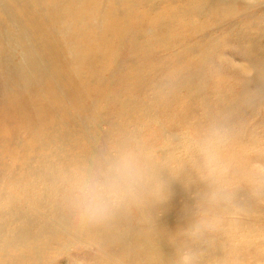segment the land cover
<instances>
[{
    "label": "bare ground",
    "instance_id": "obj_1",
    "mask_svg": "<svg viewBox=\"0 0 264 264\" xmlns=\"http://www.w3.org/2000/svg\"><path fill=\"white\" fill-rule=\"evenodd\" d=\"M174 1H176V0H174ZM177 1H179V0H177ZM127 2H129V1L128 0H0V51H2V53H3L2 54L3 59H1L2 63H3V67L1 68V72L3 74H5V76H7V78L15 80V82L17 83L16 85H18L17 86V92L19 93V95L26 94V98H27V100L29 102H31V105H32V102H33V104H36V103H34V101H36V100H38V105H39V101H42V102H40L41 105L44 103L43 99H42L43 97H45V96H43L44 95L43 92L45 93L47 91L45 89H43V87H46V86H43V84H44L43 82H45L43 80L45 78L47 79V78H50V76H52V75H50L51 71L53 73H55V75L56 74H60V75L64 76V78L66 77L67 74L76 75V79L75 80H66V82L69 81L70 85H74V86L79 88L81 93L78 96H81L80 100L82 102L86 101L85 103L87 104V102H88L87 98L88 97H86L87 95L85 93H87V92H85V90L88 91V89H89L88 86H87L88 82H89L90 86H91V81L97 83L98 78H99L98 77V68H101L102 72H106V71L108 72L110 70H116L117 67L119 68V65H118V64H120L119 59H121L120 56L123 53L124 46H125L124 45V37H125L124 36V4H127ZM194 2H193V4L195 5ZM234 2H236V1H234ZM242 2H246L248 5H251L254 1L253 0H244ZM148 3H150V2H148ZM197 3H199V1ZM162 4H164V3L162 2ZM182 4H183V2H182ZM189 4H191V3H189ZM201 4H202V2H201ZM216 4H218V3H216ZM260 4H261V2H260ZM199 5H198V7H199ZM256 5L259 6L258 4H256ZM192 7H194V6L192 5ZM201 8L199 7L198 9L200 10ZM221 8L223 9L222 6H221ZM157 9H158V7H157ZM151 10H153V9L151 8ZM183 10H185V9H183ZM189 10L192 11L191 9H189ZM235 10H238L237 7H236ZM185 11H186L185 14H187L188 11L187 10H185ZM253 11H255V10H253ZM145 12H147V11H145ZM169 13H170V15L172 14L168 10V14ZM190 13H193V12H190ZM261 14H262L261 16L263 17V13L262 12H261ZM189 15H191V14H189ZM155 16H157V15H155ZM232 16H233V14H232ZM246 16H247V14H246ZM251 16L252 15H250V18H251ZM173 17L174 16L172 15L171 18L169 17L170 18L169 21L166 19V21H164V22H170L171 23V19H173ZM253 17H255V16H253ZM259 17L257 19H260ZM180 18H181V16H180ZM228 18H230V17H228ZM239 19H237V20H239ZM216 20L215 21L213 20V21L216 23L217 22ZM261 20H263V19H261ZM172 21H174V20H172ZM207 21H208V19H207ZM160 22H158V23L160 24ZM222 22H223V20H222ZM239 22H237V23H239ZM175 24H176V22H175ZM157 25H155V26L157 27ZM166 25L169 26V23L166 24ZM195 26H197V25H195ZM217 26H218V24H217ZM249 26H251V25H249ZM132 27H130V28H132ZM138 27H136V29H138ZM163 27H165V26H163ZM230 28H231V26H230ZM207 29H209V28H207ZM216 29H218V28H216ZM225 29L226 28H224V32H225ZM119 30H121V32H119ZM134 30H135V28H134ZM152 30H153V27H152ZM152 30H151V32H152ZM209 30L212 31L211 29H209ZM163 31L166 32V30H163ZM167 31L169 32L170 30H167ZM200 31H202V30H200ZM231 31H232V28H231ZM231 31H229V29H228V31H226V32L229 33ZM236 32H237V30H236ZM247 32H246V34H247ZM148 33H150V32H148ZM153 34H154V32H153ZM216 34H219V33H216ZM131 35H132V33H131ZM157 35H158V33H157ZM172 35H174V34L172 33ZM205 35L207 36V34H205ZM223 35H225V37H226V34L223 33ZM244 35H245V33H244ZM167 36H168V34H167ZM237 36H239V35H237ZM241 36H242V34L239 37H241ZM129 37H131V36L129 35ZM203 37H205V36H203ZM236 37H234V38H236ZM159 38H161V37H159ZM164 38H167V37L165 36ZM193 38H195V37H193ZM229 38H231V37H229ZM248 38H249L248 40H251L250 37H248ZM157 39H156V41H157ZM255 39H257V38L255 37ZM147 40H149V39H147ZM173 40H174V38H173ZM213 40L217 41L216 38L213 39ZM225 40L228 42V40H230V39H228V40L225 39ZM252 41H253V39H252ZM252 41H251V43H253ZM162 42H164V41H162ZM190 42H191V40H190ZM229 43H230V41H229ZM260 43H261V41H260ZM149 44H150V42H149ZM194 44H195V42H194ZM233 45H235V44H233ZM248 45H251V44H248ZM211 46H212V42H211ZM244 46H246V45L244 44ZM217 47H219V46L217 45ZM255 47H253V48H255ZM196 48H197V46H196ZM159 49H160V47H159ZM257 49L258 48H256V51H257ZM17 50L20 51L19 54H18L19 61L16 59L17 62H14L13 61V55L16 53ZM139 50H140V48H139ZM140 51H142V50H140ZM189 51H190V54H191V50H189ZM253 51H254V49H253ZM256 51H255V53H256ZM157 52L158 51H156V53ZM193 52H194V50H193ZM177 53H178V51H177ZM258 53L260 54V52H257V54ZM190 54H189V56H190ZM148 55H149V53H148ZM258 55H256V56H258ZM221 56L223 58L222 54H221ZM249 56H250V54H249ZM252 56H255V54L252 55ZM252 56H250V57H252ZM245 57H247V56H245ZM16 58H17V56H16ZM147 58H148V56H147ZM147 58H145V59L146 60L150 59V58L149 59H147ZM161 58H162V56H161ZM208 58H209V56H208ZM143 59H144V56H143ZM145 59H144V61H145ZM155 61H157V59H155ZM178 61H180V60H178ZM207 62H208V60H207ZM147 63H149V62H147ZM257 63L259 64V62H257ZM186 64L188 66L190 63L189 64L186 63ZM243 64H245V63H243ZM262 64H263V62H262ZM159 65H163V64L161 63ZM121 66H123V65H121ZM143 66H142V68H143ZM154 66L155 65H153V67ZM241 66H243V65L241 64ZM159 67L161 68V66H159ZM234 67H235V65H234ZM248 67H249V65H248ZM251 67H250L249 70H251ZM136 68L137 67H135V69ZM144 69H146V68L144 67ZM189 69L191 70L192 68H189ZM150 70H152V69H150ZM158 70H156V73H159ZM190 70H188L187 72H189ZM231 70H233V69H231ZM137 71H138V69H137ZM139 71H141V70H139ZM197 71L200 72V70H197ZM136 72H134V73L136 74ZM199 72H197V73L199 74ZM230 72H232V71H230ZM123 73H124V71H123ZM145 73H147V72H145ZM156 73L153 74V75L155 76ZM185 73H186V71H185ZM239 73L240 72H238V74ZM244 73H241V74H244ZM137 74H138V72H137ZM137 74H136V76H137ZM141 74H143V73H141ZM190 74H192V73H190ZM193 75L195 76V73ZM235 75H237V73H235ZM154 76H152V78ZM199 76H198V78H199ZM238 76H240V75H238ZM56 77H57V80H58L59 77L58 76H56ZM200 77L202 78V76H200ZM64 78H62V79H64ZM138 78H139V76H138ZM140 78H142V77H140ZM147 78H149V77H147ZM186 78H188V77H186ZM59 80H61V79H59ZM59 80H58V82H59ZM188 80H190V79H188ZM248 80L250 81L249 78H248ZM149 81H151V80L149 79ZM202 81H203V79H202ZM63 82H65V79H64ZM139 82H141V81H139ZM143 82H144V80H143ZM59 83H56V84L59 86ZM195 83H197V82H195ZM240 83H241V81H240ZM53 84H54V82H53ZM145 84H147V82ZM175 84H177V83H175ZM262 84H264V83L262 82ZM121 85L125 86V83L121 84ZM60 86H62V85H60ZM129 86H127V87L129 88ZM181 86H183V85H181ZM229 86H228V88H229ZM52 87H54V86H52ZM52 87L50 86V88H52ZM169 87H172V86L170 85ZM59 88L60 87H58V89ZM64 88H65V86L63 87V89ZM86 88H88V89H86ZM148 88H150V87H148ZM195 88H196V86H195ZM195 88L193 87L192 89L195 90ZM10 89H12V88H10ZM10 89H8V90H10ZM60 89L58 91L61 92L62 89L61 90ZM93 89H92V91H93ZM82 90H83V94H82ZM105 90H106V88H105ZM143 90H144V88H143ZM177 90H178V88H177ZM12 91L10 90V92H12ZM50 91L54 92V89L53 90H48V92H50ZM58 91H56V94L57 93L59 94ZM188 91L190 92V90H188ZM188 91H187V93H188ZM4 92H5V90H4ZM14 92H15V90H14ZM9 93H7V94H9ZM54 93H53V95H52V93H48V95L49 94L52 95L50 97L53 98L54 97ZM190 93H192V92H190ZM209 93L210 92H208V94ZM260 93H262V92H260ZM260 93H259V95H260ZM242 94L243 93H241V96H245L246 95V94L245 95H242ZM45 95H47V93ZM89 95H92V94H89ZM101 95H102V93H101ZM122 95H124V94H122ZM191 95H193V94H191ZM60 96H61V94H60ZM241 96H240V98H241ZM11 97L17 99L18 96L16 95L14 97V95H12ZM20 97L23 98V96H20ZM55 97L58 99V95L57 96L55 95ZM111 97H113V96H111ZM216 97H218V96H216ZM104 98H105V96H104ZM118 98H120V97H117V99ZM48 99H50L49 96H48ZM96 99H98V98H96ZM165 99H167V98H165ZM192 99L196 100V98H192ZM203 100H204V98H202L201 101L203 102ZM206 100H204V101H206ZM45 101H47V98L45 99ZM57 101H60V100L58 99ZM116 101H118V100H116ZM116 101H113V102H116ZM177 101H180V100H177ZM242 101H240V102H242ZM20 102H22V101H20ZM82 102L79 103V104H81V105L84 104ZM131 102L133 103V101H131ZM146 102H148V101H146ZM185 102H187V101H185ZM13 103H14V101H13ZM17 103H18V101H17ZM19 103H18V105H20ZM206 103H208V102H206ZM89 104H90V107H93L95 105V104L93 105V103H90V102H89ZM195 104H196V102H195ZM234 104L236 105V103H234ZM47 105H50V104L47 103ZM91 105H93V106H91ZM97 105L98 104H96V106ZM113 105H114V103H113ZM138 105H140V104H138ZM157 105H159V104H157ZM191 105H192V103H191ZM221 105L223 106L225 104H221ZM229 105H232V104H229ZM235 105H233V106H235ZM32 106H34V105H32ZM32 106H30L29 108H32ZM185 106H187V105H185ZM181 107H183V106H181ZM197 107H195V108H197ZM237 107H238V105H237ZM59 108H54V112L61 111V110H59ZM159 108L160 107H158V111H159ZM18 109L21 110L20 108H17L16 111ZM33 109H34V111H38L39 108L37 110H35V108H33ZM190 109H192V108H190ZM46 110H48V109H46ZM121 110H123V109H121ZM151 110H152V108H151ZM194 110L195 109H193V111ZM228 111H229V109H228ZM88 112H90V111H88ZM230 112H229V114H230ZM255 112H256V110H255ZM14 113H15V111H14ZM17 113H19V112H17ZM27 113H29V112H27ZM123 113H124V111H123ZM167 113H169V112L167 111ZM69 114H71V113H69ZM81 114H83V112ZM81 114H80V117L78 116L77 120L75 118V120L77 122L73 119L74 120V123H73L74 126H72L71 129H67L66 130L65 128H66L67 125H65V123H63V124L61 123V125L59 124L55 128H50V129L47 128L46 131H45L46 133L43 135L44 136L43 140L42 139L38 140V142L41 141L44 144H42L40 142L39 143L37 142L39 144L38 146L40 147L38 150H40V149L42 150V151L40 150V153L38 154V156H36L37 158L36 157H34V158L31 157V156H29V154H28V156H29V158H28L25 155V154H27L29 152L27 149L25 150V152L28 151L27 153L23 152L25 154L22 153L20 155L21 159H22V155H23V157L26 156L25 158L27 159L25 161L24 160L25 158H24L22 161H24L23 164L26 165V171H24V172L28 176V178H27L28 180H26V182H24L25 180L23 181V178L20 176L21 174H17L16 175L15 173L10 172L11 173L10 175H14L15 174V176L12 177V179L14 181V184L12 186L15 187L17 190H10V187L8 185L7 186H4L3 184L0 185V264H78L79 262H81L82 264H172V259L174 258L176 248L180 247L182 245V243H183V237L180 235V233H178V231L186 228L188 226V224L190 223V221H191V212H189V210L186 207L176 205L175 201L173 200L172 195H174L175 193H178L180 191L178 188H176L175 182L171 183V186H170L171 195H170L169 199L165 203L160 204V205L155 206V207H151V205H145V206H142L140 208L134 209L131 213L126 214L125 216L117 219L112 225L108 226L107 228L85 232V231L77 230V229L71 227L67 223V220L65 219V214H64L63 209H62L61 204H60L59 196L57 194L56 178L58 177L59 174H61L62 172L66 171L67 169L73 167L76 163H78L82 159H86L89 156H91L95 151H97L98 148L104 146V145H102V144H104L102 142L100 146H98L100 144L99 143V144H96L97 145L96 147H94V145L93 146L91 145L92 149H88V148H90L89 146H88V148H86V144H88L87 141H86L87 140V136L92 134L90 131H92V132H94V134H96L97 131L100 130V129H97L96 133H95V131H93V129L91 130L90 127H89V126L93 127V125H95L96 122L98 121L97 120L98 118L96 119V118H93L91 116L93 118V121H92L91 120L92 118L91 119L90 118L88 119L87 117L83 118L82 116L84 114L82 116H81ZM102 114H103V112H102ZM90 115H93V114L90 113ZM170 115H172V112L170 113ZM21 116H22V114L20 115V117ZM34 116L37 118L35 113H34ZM72 116L70 115L69 119H72L71 118ZM74 116H77L76 112H75ZM93 116H95V115H93ZM158 116H160V115H158ZM195 116H196V114H195ZM233 116H230V117H233ZM24 117H26V116H24ZM101 117H103V116H101ZM189 117H192V116L189 115ZM147 118H148V116H147ZM165 119H164V121H165ZM252 119L253 118H251V120ZM255 119H256V117H255ZM89 120H91V121H89ZM114 120H117V119L115 118ZM21 121H23V120H21ZM185 121L187 123L189 122L187 120H185ZM194 121L196 122L197 120H194ZM257 121L258 122L260 121V123H261L262 120H257ZM29 122H31V120ZM105 122H107V121H105ZM122 122H125V121H122ZM167 122H165V123H167ZM173 122H175V120ZM176 122H177V120H176ZM181 122H180V124H181ZM195 122L193 123L194 125H195ZM69 123L71 125V122H69ZM118 123H117V125H118ZM156 123H155V125H156ZM26 124L28 125L29 123L27 122ZM76 124H79V126L76 125ZM104 124L106 125V123H104ZM104 124H102V125H104ZM126 124H127V122H126ZM98 125H99V122H98ZM122 125H123V123L120 125V127L119 126L116 127V130H117V128H123V127H121ZM176 125H178V124H176ZM184 125L185 124H183V126ZM188 125L187 126L190 127L191 124L188 123ZM30 126L31 125L29 124V127ZM76 126H78V127H76ZM114 126H116V125H114ZM169 126H167V127L169 128ZM247 126H249V125H247ZM24 127H25V125H24ZM95 127H97V126H95ZM150 127H151V125H150ZM164 127H166V126H164ZM177 127H175V128H177ZM200 127H202V125ZM198 128H199V125H198ZM238 128H239V126H238ZM248 128H250V127H248ZM22 129H24V128H22ZM25 129H27V128L25 127ZM31 129H32V126L29 129L32 132ZM183 129H184V127H183ZM244 130H246V126H245ZM253 130H254V128H253ZM113 131L114 130H112V132ZM193 131L195 132L197 130H193ZM247 131H248V129H247ZM15 132H18V131H14V133ZM22 132L24 133V131H22ZM27 132H29V131H27ZM66 132H68V133H66ZM106 132L104 133L105 135H107ZM139 132H142V131H139ZM250 132H252V131H250ZM23 133L21 135H23ZM142 133H144V132H142ZM170 133H172V132L170 131ZM182 133H184V132H182ZM30 134L28 136H31ZM97 134L100 135V133H97ZM159 134H158V137L160 136ZM236 134H237V132H236ZM101 135H103V134H101ZM105 135H103V136H105ZM111 135H112V133H111ZM155 135H156V133H155ZM118 136H120V135L118 134ZM182 136H183V134H182ZM242 136H244V134H242ZM32 137L33 136H31V138L30 137H28V138L32 139ZM99 137H101V136H99ZM107 137H108V135H107ZM114 137H115V135H113V139H114ZM170 137L172 139V136H170ZM146 138H147V136H146ZM246 138H248V137H246ZM253 138H255V137H253ZM30 139H29V141H30ZM98 139L99 138H97V140ZM189 139L191 140V138H189ZM234 139L236 140V138H234ZM234 139H233V141H234ZM101 140H98V141H101ZM104 140L105 139L103 138V141ZM152 140L153 139H151L150 141H152ZM237 140H239V139H237ZM247 140H244V141H247ZM20 141H21V138H19V140L17 142L19 143ZM94 141H95V139H94ZM107 141L108 140H106L105 142H107ZM30 142H34V140H32ZM95 143H96V141H95ZM143 143H144V141H143ZM175 143L177 145V142H175ZM252 143H253V140H252ZM257 143L258 142L256 141V144ZM25 144L27 145V143H25ZM32 144H34V143H32ZM51 144L55 145V150H53V151L50 148ZM158 144L161 145V143H158ZM185 144L187 145V143H185ZM235 144H236V142H235ZM253 144H251V145H253V146L256 145L255 143H253ZM260 144H262V143H260ZM179 145H180V143H179ZM244 145H245V143H244ZM165 146H167V145H165ZM172 146H173V144H172ZM239 146H241V145H239ZM28 147H29V144L27 145V148ZM169 147H171V146H169ZM175 147H177V146H175ZM231 147H232V145H231ZM19 148H21V147H19ZM19 148H17V149H19ZM30 148H31V150H32V148L34 149V146L33 147H29V149ZM244 148H245V146H244ZM249 148H252V146L249 147ZM22 149H24V148L22 147ZM46 149H48V151ZM169 150H172V149H169ZM242 150H243V147H242ZM174 151H172V152L174 153ZM231 151H232V149H231ZM233 151H234V149H233ZM36 152H38V151H36ZM36 152H35V149H34V153L35 154H36ZM169 152L171 153V151H169ZM186 152L189 153V151H187V149H186ZM30 153H31V151H30ZM166 154L167 153L165 152V155ZM179 154H182V153H179ZM231 154L232 153H230V155L227 154V156H231ZM171 155H172V153H171ZM169 156H170V154H169ZM187 156L185 158H187ZM232 156H233V154H232ZM166 157H168V155ZM171 158H173V157H171ZM231 159H233V158H231ZM164 160H166V159L164 158ZM158 162H160V159L158 160ZM158 162L156 164L159 167L167 169L166 167L158 164ZM231 171H232V169H231ZM240 171H242V170H240ZM239 174H240V172H239ZM162 175L167 176V170H162ZM247 177H249V175ZM244 179H246V178H244ZM244 179H243V181H244ZM249 179H247V180L249 181ZM232 183H234V182H232ZM253 187H254V185H253ZM239 192H240V190H239ZM239 195H240V193H239ZM190 197H192V196H190ZM190 197H189V199H190ZM175 200H179V199H175ZM255 201H256V199H255ZM248 202H249V198H248V201L244 197H243L242 200L240 198H237V204L243 209V211H239L237 209H227V210H225L224 213H225V216L227 217V219L224 221V223L222 222V224L220 226L225 227V228L227 227V228L223 229V230L216 228V229H218V231H220V230L221 231L218 232L216 235H212L211 234L209 236V242L205 246L204 255L202 257L201 264H264V262H263L264 261V255L261 254V252L264 251V243L262 242V240L264 239V220H263L264 216L262 215L263 219L260 218L262 221L258 220L257 224H255L256 223L255 221H253L254 223H251L248 220V216H250V218H252L253 215H252V217H251V215H248L249 214L248 211H250V209L247 208L248 206H246V204H248ZM157 208H158V210H156ZM258 209H261V208L258 207ZM220 210L221 209H219L218 211H220ZM253 210H254V214H255V209L253 208L252 211ZM261 210H263V209H261ZM222 212H223V210H222ZM256 213H258V212L256 211ZM259 213H260V211H259ZM220 214H219V216H220ZM252 214H253V212H252ZM214 215L217 216L216 214H214ZM254 216H255L254 218L257 217L255 220L259 219L258 216H256V215H254ZM222 217H223V215H222ZM220 220H223V219H220ZM220 226H219V228H221ZM215 227H217V225ZM212 233L214 234V232H212Z\"/></svg>",
    "mask_w": 264,
    "mask_h": 264
},
{
    "label": "rangeland",
    "instance_id": "obj_2",
    "mask_svg": "<svg viewBox=\"0 0 264 264\" xmlns=\"http://www.w3.org/2000/svg\"><path fill=\"white\" fill-rule=\"evenodd\" d=\"M128 1L129 2H127V4H124V36H125L124 37V45L125 46H124V50H123V53L121 54V56L119 55L120 58H121V59H119V61H120V64H118L119 68L117 67L116 70H110L108 72L107 71L106 72H102L101 68H98V77L99 78H98L97 83L91 81V86H90V84L88 82L87 86H88L89 89L86 88V89H88V91L85 90V92H87V93H85L87 95L86 97H88L87 98L88 99L87 100L88 101L87 104L85 103L86 101L82 102L80 100L81 96H78V95H80L81 91L79 90V88L74 86V85H70L69 81L66 82V80H75L76 79V75L67 74L66 77L64 78V76H62L60 74H56L55 75V73H53L50 70L51 71L50 75H52V76H50V78L52 80L50 78H47V79L45 78L43 80V81H45V82H43L44 83L43 86H46V87H43V89H45L47 91L45 93L43 92V94H44L43 96H45V97L42 98L44 103L41 105L40 102H42V101H39V105H38V100H36V101H34V103H36V104H33V102H32V105H34L35 107L32 106L31 102H29L27 100L26 94L19 95V93L17 92V86L18 85H16L17 83L15 82V80L7 78V76H5V74H3L1 72V68L3 67V63H2V60H1V59H3V57H2L3 53H2V51H0V131H1L0 132V185L1 184H3L4 186L8 185L10 187V190H17L15 187L12 186L14 184V181H13L12 177H14L15 174L16 175L17 174H21L20 176L23 178V181L25 180L24 182H26V180H28L27 179L28 176L24 172V171H26V165L23 164L24 161H22V160L26 156L28 158H29V156H31L33 158L38 156V154L40 153V150H41V149L38 150L40 148L38 146L39 145L38 143L40 142V143L44 144L41 141L38 142V140H40V139L43 140V137H44L43 135L46 133L45 132L46 129L47 128H49V129L50 128H55L59 124L61 125V123L62 124L65 123V125H67L66 128H65L66 130L67 129H71V127L74 126L73 123H74L75 118L77 120L78 116L80 117V114L82 112L84 114V115L81 114V116L83 115L82 116L83 118L84 117H87L88 119L89 118L91 119L92 117L96 118V119L98 118L97 119L98 121L96 122L97 125L95 124V125H93V127L89 126L91 130L93 129V131H95V133H96L97 129L101 130V131L100 130L97 131V133H100V135L97 134V133L94 134V132L90 131L92 134L87 136V140L86 141H87L88 144H86V148H88V146H89L90 148H88V149H92L91 147L93 145H94V147H96L97 146L96 144L100 143L98 145V146H100L102 142L104 143L102 145H105L106 143L108 144L111 141H113L115 138H117L118 134L121 135L123 133H127V132H130V131H134V132L136 131L137 134H139V136L141 137L142 141H144V145L149 149L150 154L152 155L153 159H155L154 160L155 163H157L158 160L160 159V162H158V164L166 167L167 170L170 173L172 172L171 174H173V175H175V174L179 175L180 172L184 169L185 164H186V162L188 160V157L190 155V147H189L190 146V142H189L190 139L189 138H191L201 128L200 127L201 125L203 126L204 123H206L207 120L210 117L221 115L222 113L223 114H228L230 116H233L235 114L236 116L234 115L233 117H231V120H232L233 124L237 127L236 128L237 129L236 132H237L238 135L236 134V137H235L236 140L234 139V141H232L234 144L236 142V144L234 145L231 142V144L228 147L229 149L231 148L232 151H231V149L230 150L227 149V151L225 153L226 154L225 157L227 156V154L228 155H230V153L233 154V156L231 154V156H227L226 158L224 157L225 158V163H226V165L228 167V170H229L228 173H227L228 175L226 176V180H227L228 185L238 192L237 193V196H238L237 198H240L242 200L243 197H244L245 199H247V201H248V198H249V202H248V204H246V206H248L247 208H249L250 211H251V212L248 211L249 212L248 215H251V217L253 215V217L250 218V216H248V220L251 223H254L253 221H255L256 222L255 224H257L258 220L262 221L261 219H263V216H264V207H263L264 206V201H263L264 198L263 197L262 198H257V197H254L251 194H252L253 185H254V187L256 185V181H255L256 178L259 175L264 174V125H263L264 124V84H262V82L264 83V66H263L264 65V0H253L254 2L253 3L251 2L252 3L251 5H248L246 2H242L244 0H222V1L221 0H206V1L205 0H191V1L190 0L189 1L188 0H181V1L180 0L179 1H177V0L176 1H174V0H128ZM198 1H199V3H197ZM234 1H236V2H234ZM148 2H150V3H148ZM162 2L164 4H162ZM175 2L176 3L178 2V3L176 4ZM182 2H183V4H182ZM188 2L191 3V4H189ZM193 2L195 3V5L193 4ZM201 2H202V4H201ZM260 2H261V4H260ZM216 3H218L220 6L218 4H216ZM256 4H258L259 6H257ZM192 5L194 7H192ZM198 5H199L200 8L202 7L200 10L198 9L199 8ZM221 6L223 7V9L221 8ZM157 7H158V9H157ZM236 7H237L238 10H235ZM151 8L153 10H151ZM183 9L187 10L188 13L185 14L186 11L183 10ZM189 9H191L192 11H190ZM168 10H169V12L172 13L171 15H170V13L168 14ZM253 10H255V11H253ZM145 11H147V12H145ZM190 12H193L194 14L190 13ZM261 12L263 13V17L261 16L262 15ZM245 13L247 14V16H246ZM189 14H191V15H189ZM232 14H233V16H232ZM155 15H157V16H155ZM172 15L174 17L176 16L175 18L173 17V19H171V23L172 24L170 22H164V21H166V19L169 21ZM250 15H252L251 18H250ZM180 16H181L182 19L180 18ZM253 16H255V17H253ZM228 17H230V18H228ZM258 17L260 19H257ZM207 19H208V21H207ZM237 19H239V20H237ZM261 19H263V20H261ZM172 20H174L176 22V24ZM213 20L214 21L216 20L217 22L215 23ZM222 20H223V22H222ZM236 21L237 22L240 21V22L237 23ZM158 22H160V24ZM168 23H169V26L166 25ZM217 24H218V26H217ZM155 25H157V27ZM195 25H197V26H195ZM249 25H251V26H249ZM132 26L135 28V30H134V28ZM135 26L136 27L139 26L138 29H136ZM163 26H165V27H163ZM230 26L232 28V31H231ZM130 27H132V28H130ZM152 27H153V30H152ZM207 28L211 29L212 31H210ZM214 28L215 29L218 28L219 30L218 29L215 30ZM224 28H226L225 32H224ZM228 29L231 32H229V33L226 32V31H228ZM151 30H152V32H151ZM163 30H166V32L163 31ZM167 30H170V31L168 32ZM200 30H202L203 32L200 31ZM236 30H237V32H236ZM119 32H121V30H119ZM148 32H150V33H148ZM153 32H154L155 35L153 34ZM246 32H247V34H246ZM131 33H132V35H131ZM157 33H158V35H157ZM172 33L174 35H172ZM216 33H219V34H216ZM223 33L226 34V37H225V35H223ZM240 33L242 34L241 37H239L241 35ZM244 33H245V35H244ZM167 34H168V36H167ZM205 34H207V36ZM236 34L239 35V36H237ZM129 35L131 37H129ZM165 36L167 38H164ZM203 36H205V37H203ZM159 37H161V38H159ZM193 37H195V38H193ZM229 37H231V38H229ZM234 37H236V38H234ZM248 37H250L251 40H248L249 39ZM255 37L257 39H255ZM173 38H174V40H173ZM215 38H216L217 41L213 40ZM147 39H149V40H147ZM156 39H157V41H156ZM225 39H227V40L230 39V40H228V42H227ZM252 39H253V41H252ZM190 40H191V42H190ZM162 41H164V42H162ZM229 41H230V43H229ZM251 41L253 43H251ZM260 41H261V43H260ZM149 42H150V44H149ZM194 42H195V44H194ZM211 42H212V46H211ZM232 43L235 44V45H233ZM244 44L246 46H244ZM248 44H251V45H248ZM195 45L197 46V48H196ZM217 45L219 47H217ZM158 46L160 47V49H159ZM253 47H255V48H253ZM139 48L142 51H140ZM256 48H258L257 51H256ZM253 49H254V51H253ZM189 50H191V54H190ZM193 50H194V52H193ZM156 51H158V52L156 53ZM177 51H178V53H177ZM255 51H256V53H255ZM19 52L20 51L17 50L16 53L13 55V61L14 62H17V60L19 61V57H18ZM257 52H260V54L258 53L259 54L258 55ZM148 53H149V55H148ZM248 53L250 54V56H252L254 54H255V56L256 55H258V56L250 57ZM189 54H190V56H189ZM221 54L223 55V58H222ZM244 55L247 56V57H245ZM16 56H17V58H16ZM143 56H144V59L147 58V56H148L147 59H149V58L150 59L149 60L145 59V61H144ZM161 56H162V58H161ZM208 56H209V58H208ZM200 58L201 59L203 58V59L201 60ZM155 59H157V61H155ZM178 60H180V61H178ZM207 60H208V62H207ZM146 61L149 62V63H147ZM256 61L259 62V64ZM262 62H263V64H262ZM161 63L163 65H159ZM186 63H188V64L190 63V64L187 66ZM243 63H245L246 65L243 64ZM241 64L243 66H241ZM121 65H123V66H121ZM153 65H155L154 66L155 68L153 67ZM234 65H235V67L236 66L237 67L235 68ZM248 65H249V67H248ZM142 66H143V68H142ZM159 66H161V68ZM135 67H137V68L135 69ZM144 67L146 69H144ZM250 67H251V70H249ZM189 68H192V69L190 70ZM137 69H138V71H137ZM148 69L149 70L152 69L153 71L152 70L149 71ZM155 69L156 70L159 69L158 72L160 74L156 73ZM231 69H233V70H231ZM122 70L124 71V73H123ZM135 70L138 72V74H137V72ZM139 70H141V71H139ZM188 70H190V71L187 72ZM197 70H200V72L197 71ZM185 71H186V73H185ZM230 71H232L233 73L230 72ZM243 71L245 73L246 72L247 73L245 74ZM134 72H136L137 76H136V74ZM145 72H147V73H145ZM197 72H199V74ZM238 72H240V73L238 74ZM141 73H143V74H141ZM155 73H156V75L154 76L153 74H155ZM190 73H192V74H190ZM194 73H195V76L193 75ZM235 73H237V75H235ZM241 73H244V74H241ZM199 75L202 76V78ZM238 75H240V76H238ZM56 76L59 77L58 80L59 79L62 80V81L59 80L60 83L58 82ZM138 76H139V78L142 77V78H140L141 80L138 78ZM152 76H154V77L152 78ZM198 76H199L200 79L198 78ZM147 77H149V78H147ZM186 77H188V78H186ZM62 78L65 79V82H63L64 79H62ZM248 78L250 79V81L248 80ZM149 79L151 81H149ZM188 79H190V80H188ZM202 79H203V81H202ZM143 80H144L145 83L147 82V84H145L143 82ZM139 81H141V82H139ZM240 81H241V83H240ZM53 82H54L55 85L53 84ZM195 82H197V83H195ZM56 83H59V86ZM124 83H125V86L121 85V84H124ZM175 83H177V84H175ZM60 85H62V86H60ZM168 85L169 86L171 85L172 87H169ZM181 85H183V86H181ZM191 85L192 86L194 85L193 86L194 88L196 86L195 90L192 89L193 87ZM50 86L51 87L54 86V87L50 88ZM64 86H65V88L63 89ZM127 86H129V88ZM228 86H229V88H228ZM58 87H60L62 89L61 90L59 88L62 93L60 91H58L59 90ZM148 87H150V88H148ZM10 88H12V89H10ZM105 88H106V90H105ZM143 88H144V90H143ZM177 88H178V90H177ZM8 89H10L11 91L14 89L15 92H14V90L12 92H10V90H8ZM53 89H54L55 93L51 92V91L48 92V90H53ZM92 89H93V91H92ZM4 90H5V92H4ZM55 90L58 91L59 94L58 93L56 94ZM188 90H190V92H192V93H190ZM187 91H188V93H187ZM208 92H210V93L208 94ZM260 92H262V93H260ZM7 93H9L10 95L7 94ZM46 93H47V95H48V93H52V95L54 93V97L51 98L50 96H52V95L49 94L48 96H49L50 99H48V96L45 95ZM101 93H102V95H101ZM241 93H243L242 95H245V94L246 95L245 96H241ZM259 93H260V95H259ZM60 94H61V96H60ZM82 94H83V90H82ZM89 94H92V95H89ZM122 94H124V95H122ZM191 94H193V95H191ZM12 95H14V97L17 95L18 96L17 99L16 98H12L11 97ZM55 95L56 96L58 95V99L60 101H57L58 99L55 97ZM20 96H23V98L20 97ZM104 96H105V98H104ZM111 96H113V97H111ZM216 96H218L219 98L216 97ZM240 96H241V98H240ZM117 97H120V98L117 99ZM44 98L45 99L47 98V101H45ZM96 98H98V99H96ZM165 98H167V99H165ZM192 98H196V100L198 99L199 101L198 100L196 101L195 99H192ZM202 98H204V100H206V99L207 100L206 101L203 100V102H202L201 101ZM19 100L22 101V102H20ZM116 100H118V101H116ZM145 100L148 101V102H146ZM177 100H180V101H177ZM13 101H14V103H13ZM17 101H18V103L20 102L19 103L20 105H18ZM113 101H116V102H113ZM131 101H133V103ZM185 101H187V102H185ZM240 101H242V102H240ZM81 102L84 103L85 105L84 104H82V105L79 104ZM89 102L93 103V105L94 104L95 105L94 106L91 105L93 107H90ZM195 102H196V104H195ZM206 102H208V103H206ZM47 103L50 104V105H47ZM113 103H114L115 106L113 105ZM137 103L140 104V105H138ZM191 103H192V105H191ZM234 103H236V105ZM96 104H98V105L96 106ZM157 104H159V105H157ZM221 104H225V105L222 106ZM229 104H232V105H229ZM185 105H187V106H185ZM233 105H235V106H233ZM237 105H238V107H237ZM13 106L14 107L16 106V107L14 108ZM30 106H32V108H29ZM181 106H183V107H181ZM158 107H160L159 111H158ZM195 107H197V108H195ZM17 108H20L21 110L18 109L16 111ZM33 108H35V110H37L39 108L41 111L39 109H38V111H34ZM54 108H59V110H61V111L54 112ZM151 108H152V110H151ZM190 108H192V109H190ZM218 108L219 109L221 108L220 109L221 111ZM227 108L229 109V111H228ZM46 109H48V110H46ZM121 109H123V110H121ZM193 109H195V110L193 111ZM254 109L256 110V112H255ZM14 111H15V113H14ZM88 111H90V112H88ZM123 111H124V113H123ZM167 111L169 113H167ZM17 112H19V113H17ZM27 112H29V113H27ZM75 112H76L77 116H74ZM102 112H103V114H102ZM171 112H172V115H170ZM229 112H230V114H229ZM34 113L37 116V118L34 116ZM69 113H71V114H69ZM90 113L95 115V116L90 115ZM21 114H22V116L20 117ZM188 114L191 115L192 117H189ZM195 114H196V116H195ZM70 115L71 116L73 115L71 117L72 119H69ZM158 115H160V116H158ZM24 116H26V117H24ZM101 116H103V117H101ZM147 116H148V118H147ZM254 116L256 117V119H255ZM93 118L91 119L92 121H93ZM115 118L117 120H114ZM251 118H253V119L251 120ZM164 119H165V121H164ZM21 120H23V121H21ZM30 120H31V122H29ZM91 120H89V121H91ZM174 120H175V122H173ZM176 120H177V122H176ZM178 120L180 122L182 121L181 122L182 125L180 124V122ZM185 120L189 121L188 123L191 124L190 127H188L189 125H188V123ZM194 120H197L196 122L198 124ZM257 120H262V121L260 123V121L258 122ZM105 121H107L109 124L107 122H105ZM122 121H125V122H122ZM25 122L26 123L28 122L32 126V129H31L32 132L29 130L31 128V126L29 127V124L27 125ZM69 122H71V125H70ZM98 122H99V125H98ZM126 122H127V124H126ZM165 122H167V123H165ZM194 122H195V125L193 124ZM104 123H106V125ZM117 123H118V125H117ZM122 123H123L124 126L122 125L121 127H123V128H117V130H118L117 131L116 127H118V126L120 127V125ZM155 123H156V125H155ZM102 124H104V125H102ZM176 124H178V125H176ZM183 124H185L186 126L188 125V126L187 127L185 125L183 126ZM24 125H25V127L28 130L25 129ZM76 125L79 126V124H76ZM114 125H116V126H114ZM150 125H151V127H150ZM198 125H199V128H198ZM247 125H249V126H247ZM78 126H76V127H78ZM95 126H97V127H95ZM164 126H166V127H164ZM167 126H169V128ZM174 126L175 127L178 126V127L175 128ZM238 126H239L240 129L238 128ZM245 126H246V130H244ZM183 127H184V129H183ZM248 127H250L251 129L248 128ZM22 128H24L26 131L24 129H22ZM253 128H254L255 131L253 130ZM247 129H248V131H247ZM19 130L20 131L21 130L24 131V133L22 131L20 132ZM112 130H114V131L112 132ZM169 130L172 133H170ZM193 130H197V131L194 132ZM249 130L252 131V132H250ZM14 131H18L19 133L18 132L14 133ZM27 131H29V132H27ZM104 131L105 132L107 131L106 133H107L109 138L107 137V135L104 134L105 133ZM139 131H142L145 134L142 133V132H139ZM182 132H184L185 134L182 133ZM22 133H23V135H21ZM66 133H68V132H66ZM111 133H112V135H111ZM155 133H156V135H155ZM29 134L31 136H33L32 139H30L31 136H28ZM101 134H103L105 136H103ZM158 134L160 135L159 137H158ZM182 134H183V136H182ZM242 134H244V136H242ZM113 135H115L114 139H113ZM169 135L172 136V139H171V137ZM27 136L30 137V138H28ZM99 136H101V137H99ZM146 136H147L148 139L146 138ZM102 137L105 139L104 141H103ZM246 137H248V138H246ZM253 137H255V138H253ZM19 138H21V141L18 143L17 141L19 140ZM97 138H99L98 140H101V139L102 140L98 141ZM29 139H30V141L34 140V142H30ZM94 139H95L96 143H95ZM151 139H153V140L150 141ZM237 139H239V140H237ZM243 139L244 140L248 139V140L244 141ZM106 140H108V141L105 142ZM252 140H253V143H255V144H256V141L258 142L255 145L256 147L253 146L254 144L252 143ZM24 142L27 143V145L29 144V147H33L34 146L35 152L36 151H38V152H36V154H35L34 153V149L32 148V150H31V148L30 149H29V147L27 148V145ZM35 142L36 143L38 142V143L36 144ZM175 142H177V145H176ZM259 142L262 143V144H260ZM32 143H34L35 145L32 144ZM158 143H161V145L158 144ZM179 143H180V145H179ZM185 143H187V145ZM244 143H245V145H244ZM250 143L253 144V145H251ZM172 144H173V146H172ZM165 145H167V146H165ZM231 145H232V147H231ZM239 145H241V146H239ZM169 146H171V147H169ZM175 146H177V147H175ZM244 146H245V148H244ZM251 146H252V148H249ZM19 147H21V148H19ZM22 147L24 149H22ZM242 147H243V150H242ZM17 148H19V149H17ZM50 148H51L52 151L55 150V145L51 144ZM26 149L29 152L28 151L25 152ZM169 149H172V150H169ZM186 149H187V151H189V153L186 152ZM233 149H234V151H233ZM46 150L48 151V149H46ZM30 151H31V153H30ZM169 151H171L172 155H171V153ZM172 151H174V153ZM23 152H25V153L28 152V153L25 154ZM165 152L167 153L166 155H165ZM22 153L25 154L26 156L23 157V155H22V159H21L20 155ZM179 153H182V154H179ZM28 154H29V156H28ZM169 154H170V156H169ZM167 155H168V157H166ZM186 156H187V158H185ZM171 157H173V158H171ZM164 158L166 160H164ZM231 158H233V159H231ZM24 160L26 161L27 159L25 158ZM171 168L172 169L174 168V169L172 170ZM231 169H232V171H231ZM240 170H242V171H240ZM10 172L15 173V174L14 175H10L11 174ZM239 172H240V174H239ZM246 175L247 176L249 175V177H247ZM243 177L246 178V179H244ZM243 179H244L245 182L243 181ZM247 179H249V181ZM232 182H234V183H232ZM175 186H176V188H178L180 190L178 193H175L174 195H172L173 200L175 201V204L179 205V206L186 207L189 210V212H190V209L192 208V205L194 203V200L190 196H192V194L196 191V189H197L196 187L197 186L194 185V186H192L193 188L191 187L189 189H185L183 184L181 182H179V181H175ZM239 190H240V192H239ZM239 193H240V195H239ZM189 197H190V199H189ZM175 199H179V200H175ZM255 199H256V201H255ZM258 207L263 209V210L258 209ZM253 208L255 209V214H254V210L252 211ZM257 209L260 211V213H259V211ZM156 210H158V208ZM222 210H223V212H222ZM256 211L258 213H256ZM216 212L214 214H216L218 216V217L215 216L216 217V225H217V227H215V231H213L214 234L211 233L212 235H216L221 230L227 228V227L225 228V227L220 226L222 224V222L224 223V221L227 219V217L225 216V213H224L225 210L221 209L220 211L217 210ZM252 212H253V214H252ZM220 213L223 215V217H222V215ZM219 214H220V216H219ZM254 215L258 216L259 219L255 220L257 217L254 218L255 217ZM220 219H223V220H220ZM219 226L221 228H219ZM216 228L221 229V230L218 231V229H216ZM262 242L264 243V239L262 240ZM261 254L264 255V251H262ZM78 264H82V263L79 262Z\"/></svg>",
    "mask_w": 264,
    "mask_h": 264
},
{
    "label": "clouds",
    "instance_id": "obj_3",
    "mask_svg": "<svg viewBox=\"0 0 264 264\" xmlns=\"http://www.w3.org/2000/svg\"><path fill=\"white\" fill-rule=\"evenodd\" d=\"M236 136L230 115L210 117L191 137L190 155L179 175L159 167L141 137L123 133L56 178L57 194L67 223L80 231L107 228L117 219L145 205L165 203L172 182L192 194L191 221L180 231L183 243L172 264H201L205 246L215 230L219 209H243L237 192L226 180L225 153ZM167 170V176L162 175ZM252 195L264 197V174L256 178Z\"/></svg>",
    "mask_w": 264,
    "mask_h": 264
}]
</instances>
